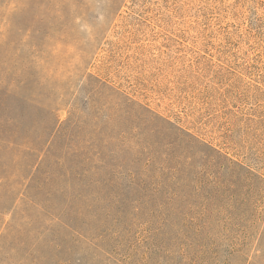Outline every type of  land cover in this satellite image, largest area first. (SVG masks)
<instances>
[{
    "label": "rangeland",
    "instance_id": "rangeland-1",
    "mask_svg": "<svg viewBox=\"0 0 264 264\" xmlns=\"http://www.w3.org/2000/svg\"><path fill=\"white\" fill-rule=\"evenodd\" d=\"M4 31L11 44L0 56V87L29 101L21 133L42 135L52 110L63 131L74 110L67 134L92 144V175L116 178L121 164H148L158 136L168 146L151 134L149 116L139 123L131 115L138 103L264 178V0H0V38ZM31 154L0 149V264H59L72 238L86 264L130 254L138 263L139 229L133 239L121 235V190L94 185L71 227L59 224L55 216L71 206L39 175L21 199ZM263 192L256 186L257 211L237 212L227 232L262 240V251L254 242L247 250L250 264H264ZM164 259L152 255L149 264Z\"/></svg>",
    "mask_w": 264,
    "mask_h": 264
},
{
    "label": "trees",
    "instance_id": "trees-1",
    "mask_svg": "<svg viewBox=\"0 0 264 264\" xmlns=\"http://www.w3.org/2000/svg\"><path fill=\"white\" fill-rule=\"evenodd\" d=\"M7 34L4 31L0 38V56L3 57L10 52ZM15 56L12 53L10 57ZM9 90L0 87V149L15 145L33 153L29 173L21 182V199L26 198L31 179L39 175L52 191L56 189L58 201L68 204L63 207L71 206L70 212L55 216L59 224L71 227L76 203L81 200L86 204L90 191L100 183V189L117 187L121 190V235L133 239L139 229L142 245L135 243L133 251L143 247V256L136 264H149L152 255L166 258V264H250L247 250L251 244L255 243L256 252L262 251L261 239L253 241L247 236L227 235L233 226L230 220L237 212L248 206L252 213L257 211V205L250 201L256 186L264 191V178L242 162L134 103L137 108L131 115L139 123L149 116L151 134L166 138L168 146L158 136L159 142H152L155 145L152 149L156 156L162 157L154 156L148 164L139 163L140 167L138 160H132L128 166L121 164V177L95 176L88 154L93 150L92 144L87 140L74 142L72 134H67L68 126L72 129L76 123V112L69 108L61 131L62 125L52 110L50 120L43 125V134L33 139L21 133L26 125L25 110L29 101L24 97L19 99ZM168 167L172 170H166ZM30 201L34 205V201ZM15 207L11 205L7 210L11 212L10 220L15 217ZM71 241V247L64 250L58 263L86 264V252L79 254L74 249L77 238ZM133 261L134 254L124 255L119 264H133ZM154 264L162 262L156 260Z\"/></svg>",
    "mask_w": 264,
    "mask_h": 264
}]
</instances>
